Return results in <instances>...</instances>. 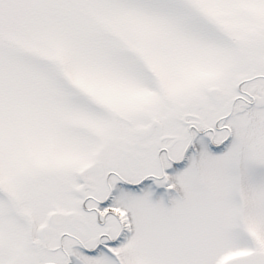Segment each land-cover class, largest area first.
<instances>
[{
	"label": "snow or ice",
	"instance_id": "6c2138e0",
	"mask_svg": "<svg viewBox=\"0 0 264 264\" xmlns=\"http://www.w3.org/2000/svg\"><path fill=\"white\" fill-rule=\"evenodd\" d=\"M0 264H264V0H0Z\"/></svg>",
	"mask_w": 264,
	"mask_h": 264
}]
</instances>
